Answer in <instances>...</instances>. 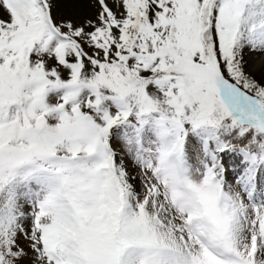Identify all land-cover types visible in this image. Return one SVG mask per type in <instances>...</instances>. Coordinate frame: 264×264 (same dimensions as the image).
<instances>
[{
    "label": "snow or ice",
    "instance_id": "1",
    "mask_svg": "<svg viewBox=\"0 0 264 264\" xmlns=\"http://www.w3.org/2000/svg\"><path fill=\"white\" fill-rule=\"evenodd\" d=\"M0 264H264V0H0Z\"/></svg>",
    "mask_w": 264,
    "mask_h": 264
}]
</instances>
